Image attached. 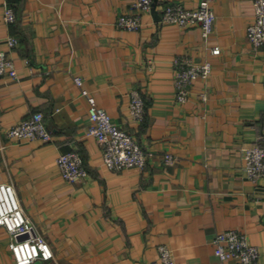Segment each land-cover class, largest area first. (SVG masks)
I'll use <instances>...</instances> for the list:
<instances>
[{"label": "crops", "instance_id": "0c3cea01", "mask_svg": "<svg viewBox=\"0 0 264 264\" xmlns=\"http://www.w3.org/2000/svg\"><path fill=\"white\" fill-rule=\"evenodd\" d=\"M11 1L17 18L8 24L0 0V39L18 38L14 47L3 44L18 77L0 76V182L13 185L52 248V258L32 264H161L162 243L177 264H217L212 239L226 229L245 232L264 264V178L253 182L242 171V148L264 146V45L254 48L245 34L253 0H211L216 19L206 38L197 25L160 22L156 8L158 16L143 12L139 30L118 27L133 0ZM173 2L192 8L198 0H156V7ZM181 54L212 67L177 102L173 60ZM76 75L149 152L143 168L103 165L100 144L86 134ZM133 88L145 100L141 122L129 114ZM35 111L50 140L7 135ZM72 149L88 170L76 182L64 180L56 163ZM9 241L0 226V264H14Z\"/></svg>", "mask_w": 264, "mask_h": 264}, {"label": "built area", "instance_id": "2783aa9c", "mask_svg": "<svg viewBox=\"0 0 264 264\" xmlns=\"http://www.w3.org/2000/svg\"><path fill=\"white\" fill-rule=\"evenodd\" d=\"M153 0H133L129 12L116 18V25L127 30H139L143 24V12H150ZM3 20L10 24L16 21V11L11 0H3ZM159 21L176 24L180 27L199 26L201 35L206 38L213 30L216 15L211 6V0H198L195 7H186L181 2L162 4L156 7ZM245 34L254 48L264 45V0H253V18L245 29ZM18 38L14 35L0 39V76L6 75L12 79L18 77L14 60L3 48V44L14 47ZM212 54H219L220 46L211 48ZM174 64V92L177 102L188 98L190 86L198 77H207L211 72V61L208 59L195 61L187 55H176ZM80 86L81 95L87 101L90 123L86 134L93 136L101 146L103 165L111 170H121L129 166L143 168L149 152L141 146L132 133L111 119L107 110L99 105L95 96L83 86L80 76L73 77ZM206 99L204 92L199 94ZM129 114L136 122H141L145 113V100L139 89L130 91ZM10 138L17 140H50L52 130L47 126L41 111L32 112L7 130ZM244 175L256 182L264 178V146L252 143L242 148ZM175 160L171 152L164 153V161L168 164ZM56 163L61 177L69 182H76L88 176L81 153L77 149L60 152ZM0 226L10 234L9 249L14 258V264H32L35 260H49L53 256L49 242L38 234L32 221L25 215L15 189L11 183L0 182ZM217 264H257L258 247L251 243L245 232L238 229L219 230L212 239ZM161 264H177L172 249L167 244L157 245Z\"/></svg>", "mask_w": 264, "mask_h": 264}, {"label": "water", "instance_id": "95a60500", "mask_svg": "<svg viewBox=\"0 0 264 264\" xmlns=\"http://www.w3.org/2000/svg\"><path fill=\"white\" fill-rule=\"evenodd\" d=\"M155 6H156V0H153V4H152V9H151V11H152V13L156 16H158V14H157V12H156V10H155Z\"/></svg>", "mask_w": 264, "mask_h": 264}]
</instances>
